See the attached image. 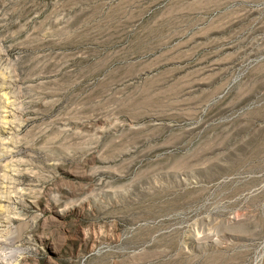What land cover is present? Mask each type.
<instances>
[{
  "label": "rangeland",
  "instance_id": "1",
  "mask_svg": "<svg viewBox=\"0 0 264 264\" xmlns=\"http://www.w3.org/2000/svg\"><path fill=\"white\" fill-rule=\"evenodd\" d=\"M0 264H264V0H0Z\"/></svg>",
  "mask_w": 264,
  "mask_h": 264
}]
</instances>
